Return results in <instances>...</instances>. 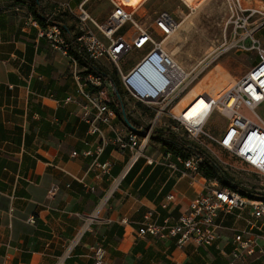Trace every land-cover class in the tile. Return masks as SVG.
<instances>
[{"label":"crops","instance_id":"1","mask_svg":"<svg viewBox=\"0 0 264 264\" xmlns=\"http://www.w3.org/2000/svg\"><path fill=\"white\" fill-rule=\"evenodd\" d=\"M88 1L38 0L46 19L42 26L29 3L0 0V264H93L99 247L106 250L108 264H228L231 240L246 228L248 213L220 215L226 255L194 243L181 248L173 237L138 236L150 211L159 223L185 213L203 192L205 177L191 184L190 178L146 159L131 165V153L112 143L98 158L110 165L109 172L93 167L100 138L89 133L83 117L87 102L74 78L89 63L77 47L66 54L40 36L49 19L66 28L67 38L75 35L77 19L56 6L77 9ZM126 113L139 125L136 113ZM124 123L118 115L114 119L126 133ZM170 126L165 121L162 128ZM102 129L113 138L108 127ZM159 145L149 157L160 159L166 150ZM88 151L93 155L86 157ZM172 194L179 205L166 209Z\"/></svg>","mask_w":264,"mask_h":264},{"label":"built area","instance_id":"2","mask_svg":"<svg viewBox=\"0 0 264 264\" xmlns=\"http://www.w3.org/2000/svg\"><path fill=\"white\" fill-rule=\"evenodd\" d=\"M107 1L112 3L113 11L103 24L89 13L86 3L79 5L77 9L64 3L58 4L56 8L67 11L77 19L78 33L67 38L62 32V24L50 19L40 32L41 37L60 45L66 54L77 47L78 53L89 64L98 65L103 58H107L116 69L119 89L124 94L123 108L131 114L136 113L139 118V125L135 126L138 132L128 128L124 133L117 129L114 124L117 115L112 106L115 100L112 81L104 80L90 71V68L74 73L78 94L87 102L83 117L89 125V133L100 138L101 144L96 149L93 167L109 172L110 165L99 164L98 158L105 147L112 143L120 151L131 153V165L146 159L150 165L168 167L181 177L190 178L191 184L198 183V180L205 177L202 174L205 162L202 156L190 155L185 158L175 156L168 150L160 159L146 155L154 131L162 128L164 121H171L176 124L170 126L171 130L177 133L183 131L191 142L206 151L223 170L229 172L236 167L220 157L210 145L232 154L243 163L242 170L252 172L264 180V118L257 112L264 105V46L256 37L264 28V5H248L247 0H224L228 12L226 30L231 28V38L229 41L225 38L223 44L224 51H255L259 60L246 76L220 97L205 95L209 111L195 124L187 121L183 115H177L176 107L205 73L209 64L200 63L187 70L174 59L166 42L181 27L176 17L166 11L156 12L148 26L144 23L148 14L142 16L139 9H145L150 0ZM180 1L187 9L194 11L196 2L207 0ZM127 25H130V30L122 33ZM100 34L103 38L99 37ZM133 51H144V56L125 70L122 60ZM72 60L75 62V58ZM69 101L71 98L66 102ZM138 106L150 112V119L145 123ZM215 113L227 120V125L219 136H214L207 130V124ZM103 125L110 129L113 138L106 135ZM84 155L87 157L93 153L88 151ZM205 179L203 192L191 201L185 213L174 221L166 218L159 223L157 213L150 211L139 224L138 236L155 239L173 237L181 248L194 243L203 247H215L226 255L220 243V215L227 217L235 211L248 213L246 228L235 232L231 240V261L228 264H264V196L254 198L241 191L222 188L217 179ZM178 205L176 196L172 194L167 197L163 207L168 209ZM86 225L89 227V221ZM93 264H108L104 247L94 250Z\"/></svg>","mask_w":264,"mask_h":264},{"label":"rangeland","instance_id":"3","mask_svg":"<svg viewBox=\"0 0 264 264\" xmlns=\"http://www.w3.org/2000/svg\"><path fill=\"white\" fill-rule=\"evenodd\" d=\"M246 4L252 6L264 5V0H247ZM196 9L190 11L180 0H150L146 8H140L142 16L147 15L144 23L149 26L156 12L166 11L176 17L181 27L178 32L166 42L167 49L172 53L174 59L187 70L193 69L196 65L202 63L209 64L205 73L188 93L181 99L177 109L184 111L190 107L194 110L204 106V102L197 100L199 95L206 93L218 94L222 89H227L234 85L237 81L247 75L252 66L258 62L259 58L255 51H224L223 44L225 38L229 41L231 38V28H227L228 12L224 0H207L196 2ZM89 13L96 20L103 24L113 11L111 2L89 0L86 4ZM130 30V25H127L122 30V33ZM78 33V30H76ZM102 38V35H99ZM256 37L260 39L264 45V28L261 29ZM144 54V51H133L122 60L123 68L129 69L133 63L139 61ZM98 65L108 69L114 73V65L107 59L103 58ZM210 76V77H209ZM206 80H208L206 82ZM223 93V92H222ZM124 95V94H123ZM222 95V94H221ZM141 109V119L143 123L150 119V112L144 107ZM259 115L264 118V105L257 109ZM165 122V121H164ZM171 125H176L171 121H167ZM227 125L225 120L218 113L213 114L207 124V130L214 136H219ZM188 141H190L183 131L179 132ZM159 143L152 139L151 144L147 148L146 155L151 156L156 154L159 149ZM215 152L231 162L236 169L229 171L236 179L238 185L251 192L264 193V180L259 179L254 173L244 171L243 163L238 161L232 154L223 151L220 147L210 145Z\"/></svg>","mask_w":264,"mask_h":264},{"label":"trees","instance_id":"4","mask_svg":"<svg viewBox=\"0 0 264 264\" xmlns=\"http://www.w3.org/2000/svg\"><path fill=\"white\" fill-rule=\"evenodd\" d=\"M20 1V0H18ZM27 3H29V7L31 9V12L34 16V18L42 25L44 26V23L46 19L44 18V15L42 12H40V7L38 4V0H23ZM63 32H66V28L63 27ZM72 54H74L76 57H79L77 54H75L73 51H71ZM90 71L94 72L96 75L101 76L104 80H110L112 81L113 88H114V103H113V109L116 112V115L120 118V120L124 123L123 120V114H122V102H124V95L119 89V83L117 79H115L114 75L111 74L108 69L101 65H95V64H89ZM118 96L121 97V101L118 100ZM129 120L131 121L132 125L135 127L137 126L135 120L133 117L130 116V114L127 115ZM125 124V123H124ZM158 143H161V146L165 148L167 151H171L174 153L175 156H183L185 158L188 157V155L185 154V152L189 153L190 155H200L204 159V164L202 165V174L207 179H217L219 183L221 184L222 188L228 189V190H235V191H241L243 194L254 197V198H262L264 196L263 193H257V192H251L244 188H241L234 176L223 170V168L216 162L210 155L206 153V151H203L201 148H199L197 145H195L193 142L188 141L183 135L174 132L170 128H159L156 129L153 133V138Z\"/></svg>","mask_w":264,"mask_h":264},{"label":"bare ground","instance_id":"5","mask_svg":"<svg viewBox=\"0 0 264 264\" xmlns=\"http://www.w3.org/2000/svg\"><path fill=\"white\" fill-rule=\"evenodd\" d=\"M207 81L208 80H206V82ZM234 85H232L231 87H233ZM231 87H229L227 89H230ZM227 89H224V90L222 89V91L220 93L215 94V95H218V96H214V94H211V93H206L204 95H199V97L197 98V100H200V101L204 102V106H202V107L197 108V109L194 110V107L197 105V104H195L193 107H190V108H188V109H186L184 111L183 110L182 111H179L177 109V107H176V113H177V115H183L185 117V119H187V121H190V122L193 121V123L198 124L199 120L201 118H204V114L209 111V106H208L207 102L205 101L204 96L205 95H209V96H212L214 98H218V97H220V95L222 94V92H225ZM181 99H180V101H181ZM180 101H179V103H180ZM179 103L177 104V106L179 105Z\"/></svg>","mask_w":264,"mask_h":264},{"label":"water","instance_id":"6","mask_svg":"<svg viewBox=\"0 0 264 264\" xmlns=\"http://www.w3.org/2000/svg\"><path fill=\"white\" fill-rule=\"evenodd\" d=\"M118 100H119V101L122 100L120 96H118ZM122 114H123V120H124L125 124H126L130 129H132L133 131L138 132V130L136 129V127H134V126L132 125V123L130 122V120H129L128 116H127L128 114L126 113V111H125L124 108H122Z\"/></svg>","mask_w":264,"mask_h":264}]
</instances>
